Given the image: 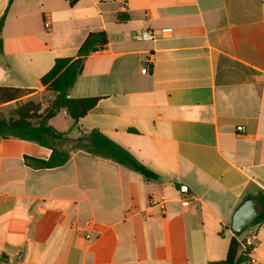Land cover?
Here are the masks:
<instances>
[{"label":"crops","instance_id":"0c3cea01","mask_svg":"<svg viewBox=\"0 0 264 264\" xmlns=\"http://www.w3.org/2000/svg\"><path fill=\"white\" fill-rule=\"evenodd\" d=\"M3 15L0 88L29 93L0 103V120L50 98L39 79L103 32L67 94L97 104L49 125L98 133L157 179L71 142L58 144L63 165L38 168L49 149L0 137V264H210L249 233L257 246L240 247V264H264V220L243 237L231 228L247 198L264 212V0H0ZM90 223L88 240L78 230Z\"/></svg>","mask_w":264,"mask_h":264},{"label":"trees","instance_id":"16d2710c","mask_svg":"<svg viewBox=\"0 0 264 264\" xmlns=\"http://www.w3.org/2000/svg\"><path fill=\"white\" fill-rule=\"evenodd\" d=\"M77 1L69 0V5L72 6ZM4 18V15L0 18V31ZM106 44L107 38L103 32L90 33L78 50V59H56L50 71L39 79V83L46 86V90L53 97L46 110L43 113H38L37 108L39 106L33 101L17 104L16 108L10 112L8 119L0 120V137H13L30 141L49 149L51 153L48 160H33L38 168H53L63 165L68 159V154L59 151L58 144L71 142L75 148H84L91 153L107 157L136 172L147 181L156 180L157 176L152 171L145 168L126 150L112 143L106 137L92 132L76 139H69L65 133L59 132L49 125V121L61 111H65L66 115L76 122L97 104L96 98L73 99L69 98L67 94L82 72L83 59L91 53L102 50ZM1 47L2 40L0 38V53ZM28 93L26 90L0 88V103L18 100ZM263 220L264 212L252 225ZM239 251V243L232 238L225 260L210 264H240L242 257L238 256ZM244 253L247 254L248 252L244 251ZM2 259L3 257H1Z\"/></svg>","mask_w":264,"mask_h":264},{"label":"built area","instance_id":"2783aa9c","mask_svg":"<svg viewBox=\"0 0 264 264\" xmlns=\"http://www.w3.org/2000/svg\"><path fill=\"white\" fill-rule=\"evenodd\" d=\"M136 36L141 38L142 40H153L155 38V35L148 30H141L136 33ZM151 61H148V65ZM142 73H147L148 72V66L146 65L144 69L141 70ZM241 127H237L238 131H241ZM179 193H180V198H181V204L183 206L188 205L190 202L193 201L194 197L190 193L187 187L181 186L179 188ZM84 235V237L88 240L92 239V234H95L96 236L99 235V231L93 224H88L85 227L79 229ZM240 247L243 248L244 251H247L248 253H251L255 247L257 246V240H256V235L254 233H249L246 238L244 239L243 242L239 243ZM247 253V254H248ZM249 262L251 264L255 263V259L250 258Z\"/></svg>","mask_w":264,"mask_h":264},{"label":"water","instance_id":"95a60500","mask_svg":"<svg viewBox=\"0 0 264 264\" xmlns=\"http://www.w3.org/2000/svg\"><path fill=\"white\" fill-rule=\"evenodd\" d=\"M261 209L258 201L254 198H247L235 211L231 228L235 234H241L250 227L260 216Z\"/></svg>","mask_w":264,"mask_h":264},{"label":"rangeland","instance_id":"374dc122","mask_svg":"<svg viewBox=\"0 0 264 264\" xmlns=\"http://www.w3.org/2000/svg\"><path fill=\"white\" fill-rule=\"evenodd\" d=\"M52 94H51V97L49 98V97H46L45 99H41V100H36V101H33V100H28V101H33L35 104H37L39 107L37 108L38 109V113L39 112H44V110H46V108H47V106H48V103L52 100ZM25 102H27V101H24V102H22V101H20V103H17V104H21V103H25ZM17 104L15 105V107L14 108H16V106H17ZM13 108V109H14ZM12 109V110H13ZM11 110V111H12ZM10 111V112H11ZM10 112H9V115H8V113H6V115L8 116V118H9V116H10ZM61 120V119H60ZM70 144H67V147L68 148H70ZM255 225H253V226H250L251 228H253ZM245 233H246V231H243L241 234H239L241 237H243V236H245Z\"/></svg>","mask_w":264,"mask_h":264}]
</instances>
